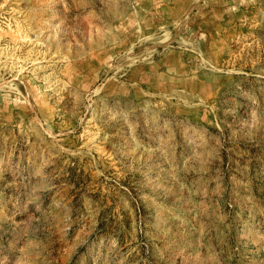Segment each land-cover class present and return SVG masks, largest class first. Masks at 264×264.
<instances>
[{
  "label": "rangeland",
  "instance_id": "1",
  "mask_svg": "<svg viewBox=\"0 0 264 264\" xmlns=\"http://www.w3.org/2000/svg\"><path fill=\"white\" fill-rule=\"evenodd\" d=\"M0 264H264V0H0Z\"/></svg>",
  "mask_w": 264,
  "mask_h": 264
}]
</instances>
